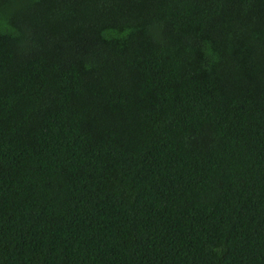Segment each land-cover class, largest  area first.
Instances as JSON below:
<instances>
[{
  "label": "trees",
  "instance_id": "16d2710c",
  "mask_svg": "<svg viewBox=\"0 0 264 264\" xmlns=\"http://www.w3.org/2000/svg\"><path fill=\"white\" fill-rule=\"evenodd\" d=\"M0 264H264V0H0Z\"/></svg>",
  "mask_w": 264,
  "mask_h": 264
}]
</instances>
